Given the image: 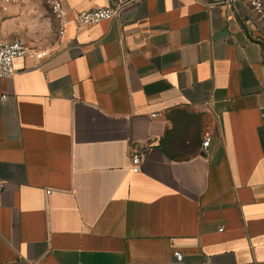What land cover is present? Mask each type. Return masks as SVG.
I'll return each mask as SVG.
<instances>
[{"label": "crops", "instance_id": "obj_1", "mask_svg": "<svg viewBox=\"0 0 264 264\" xmlns=\"http://www.w3.org/2000/svg\"><path fill=\"white\" fill-rule=\"evenodd\" d=\"M62 4L59 36L45 0H0V43L47 54L0 78V264H264V37L248 12Z\"/></svg>", "mask_w": 264, "mask_h": 264}, {"label": "built area", "instance_id": "obj_2", "mask_svg": "<svg viewBox=\"0 0 264 264\" xmlns=\"http://www.w3.org/2000/svg\"><path fill=\"white\" fill-rule=\"evenodd\" d=\"M54 19L58 25V35L62 36L65 32V10L63 8L62 0H45ZM229 8L236 10H245L250 16H258L262 13L264 8V0H226ZM120 6L110 8L101 7L91 10L79 12L76 17L78 24L82 26H94L104 21H111L118 19L120 16ZM47 57L45 51L29 46L23 41L13 40L9 42L0 43V78L13 77L17 70L14 66L16 60L31 58L36 62L34 68H39L42 62ZM159 114H154L153 117H158ZM211 142L210 135H206L202 141V148L207 150ZM144 152L137 151L129 154L131 164V172L138 173V167L144 159ZM4 189V181L0 176V193ZM50 192H46L48 194ZM173 256L176 262H182L183 255L180 252H174Z\"/></svg>", "mask_w": 264, "mask_h": 264}, {"label": "rangeland", "instance_id": "obj_3", "mask_svg": "<svg viewBox=\"0 0 264 264\" xmlns=\"http://www.w3.org/2000/svg\"><path fill=\"white\" fill-rule=\"evenodd\" d=\"M251 22L254 24L257 32L264 37V8L260 15L251 16Z\"/></svg>", "mask_w": 264, "mask_h": 264}]
</instances>
